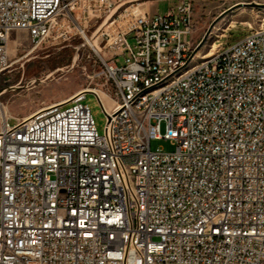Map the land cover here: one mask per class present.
Segmentation results:
<instances>
[{
  "label": "built area",
  "instance_id": "built-area-1",
  "mask_svg": "<svg viewBox=\"0 0 264 264\" xmlns=\"http://www.w3.org/2000/svg\"><path fill=\"white\" fill-rule=\"evenodd\" d=\"M78 1L0 0V73L13 32L40 43ZM129 8L109 25L124 19L102 87L0 127V264H264V25L132 112L138 86L200 51L193 0ZM88 93L107 115L102 135Z\"/></svg>",
  "mask_w": 264,
  "mask_h": 264
},
{
  "label": "rangeland",
  "instance_id": "rangeland-1",
  "mask_svg": "<svg viewBox=\"0 0 264 264\" xmlns=\"http://www.w3.org/2000/svg\"><path fill=\"white\" fill-rule=\"evenodd\" d=\"M177 1L114 0L108 7L104 0H79L74 8L55 17L50 35L40 43L32 42L26 31L13 32L9 40V62L0 73V90L11 88L0 95V127L4 109L8 110V119L14 123L16 118L69 99L88 86L102 87L106 82L104 76H100L102 58L110 56L106 46L108 33L113 38L114 29L124 19L109 26L111 21L126 7L140 14L148 13L152 7L154 11L164 13ZM193 3L194 39L197 46L202 40L204 42L198 50L200 54L194 55L187 67L199 63L202 54L213 52L214 42L216 47L233 43L264 22V7L244 5L264 4V0H193ZM87 38H91L94 46L89 45ZM85 102L102 135L107 115L99 99L94 93H88ZM151 148L175 150L172 142L166 139H152Z\"/></svg>",
  "mask_w": 264,
  "mask_h": 264
},
{
  "label": "bare ground",
  "instance_id": "bare-ground-1",
  "mask_svg": "<svg viewBox=\"0 0 264 264\" xmlns=\"http://www.w3.org/2000/svg\"><path fill=\"white\" fill-rule=\"evenodd\" d=\"M264 25V22L262 23ZM81 30V27H79ZM252 30V29H250ZM85 38L87 35L83 30H81ZM89 43L90 46H94L93 42H91V38L86 39ZM218 48V45L216 47V43L214 42L212 49H214L213 52H207L205 54H202L203 59L197 63L194 64L193 66L187 67L188 63L192 59V56L187 57V60L183 62L180 66H178L175 69L174 73H168L167 76L164 79H160L157 81H154L153 83H145L142 86H138L133 93L132 96H130L129 100V109H131L132 112H139V107L141 105V101L144 97H148L149 95H157L161 90H170L172 86H174L175 83H180L186 78H188L189 75H195L196 71L198 69V66H203V67H210L212 63L217 62L220 60V52H215ZM98 51V50H96ZM11 88L8 89H1L0 90V95L6 91H9ZM71 98V97H70ZM69 98V99H70ZM69 99H65L63 101L58 102V104L63 103ZM53 105H50L48 107L42 108L38 111H52L53 110ZM33 114V113H32ZM32 114L25 116V119H28ZM9 112L8 110L4 109L2 111V125L5 124L6 121L8 123H11L10 120L8 119L9 117ZM15 123V119H14ZM20 131H28V121H21L20 122ZM96 146H103V138H96Z\"/></svg>",
  "mask_w": 264,
  "mask_h": 264
},
{
  "label": "water",
  "instance_id": "water-1",
  "mask_svg": "<svg viewBox=\"0 0 264 264\" xmlns=\"http://www.w3.org/2000/svg\"><path fill=\"white\" fill-rule=\"evenodd\" d=\"M244 5L246 6H257V7H264V4H259V3H244ZM204 42V40H202V42L200 43V45ZM200 45H198V47L196 48V51L199 50Z\"/></svg>",
  "mask_w": 264,
  "mask_h": 264
},
{
  "label": "crops",
  "instance_id": "crops-1",
  "mask_svg": "<svg viewBox=\"0 0 264 264\" xmlns=\"http://www.w3.org/2000/svg\"><path fill=\"white\" fill-rule=\"evenodd\" d=\"M154 13H157V11H154L152 7L151 11H149L148 14H154Z\"/></svg>",
  "mask_w": 264,
  "mask_h": 264
}]
</instances>
